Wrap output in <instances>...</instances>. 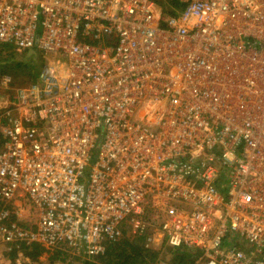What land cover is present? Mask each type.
<instances>
[{
    "label": "built area",
    "instance_id": "1",
    "mask_svg": "<svg viewBox=\"0 0 264 264\" xmlns=\"http://www.w3.org/2000/svg\"><path fill=\"white\" fill-rule=\"evenodd\" d=\"M0 44L40 54L1 81L7 250L264 264V0H0Z\"/></svg>",
    "mask_w": 264,
    "mask_h": 264
},
{
    "label": "trees",
    "instance_id": "2",
    "mask_svg": "<svg viewBox=\"0 0 264 264\" xmlns=\"http://www.w3.org/2000/svg\"><path fill=\"white\" fill-rule=\"evenodd\" d=\"M5 52H8L6 56H13V54H17L14 49L10 45L0 44V56H3ZM25 56H31L29 60L26 59L17 60L13 63L6 60L8 57L0 58V78L4 74H9L13 72V74L26 77L27 80L36 79L40 67V63L36 60H33L32 56H40L37 51H30ZM10 58V57H9ZM16 59V58H15ZM35 61L32 62L31 61ZM39 60V58L37 59ZM40 62V60H39ZM25 82V81H23ZM20 82V83H23ZM4 205L0 203V209L3 208ZM13 218V216H12ZM127 229H124V233L121 239L118 241L109 244L104 255L92 259H85L83 261L84 264H155L158 261L160 251L148 249L145 247L144 238L137 235H126L128 234ZM27 257L31 260H37L43 253L47 252L48 248L43 247L39 244H33L30 247H22L20 249ZM165 250L170 253V261L169 264H193L197 256L200 252L191 251L186 248L173 249L170 247H166ZM8 257L10 259H15V256L18 253L17 249L10 250ZM57 256H52V259H65L67 252L61 249L55 250ZM62 255L63 257H61Z\"/></svg>",
    "mask_w": 264,
    "mask_h": 264
},
{
    "label": "rangeland",
    "instance_id": "3",
    "mask_svg": "<svg viewBox=\"0 0 264 264\" xmlns=\"http://www.w3.org/2000/svg\"><path fill=\"white\" fill-rule=\"evenodd\" d=\"M8 52H5L3 54V56H0V58L3 57H8L6 60H8L9 62L13 63L14 61L12 60H17L18 62H20V60H24L26 59L27 61L29 60V58H31V56H24V55H20V54H13L14 57L12 56H6ZM10 57V58H9ZM33 60H36L38 63L39 60H37V56H32ZM40 57V56H38ZM16 58V59H15ZM31 61L32 64L35 61ZM5 77H9L11 80V85L12 87L18 86L19 84H21L20 82H28L27 78L22 77V76H18L13 74V72H10L9 74H4L1 78H0V99H2L3 97H6V95L10 92V89H5L1 86V81L5 78ZM24 83V82H23ZM11 87V89H12ZM127 233L126 235H132L130 228H127ZM1 239H0V244H1ZM2 246H4L3 244H1ZM6 249V253L7 255L9 254V252H11L10 250ZM56 249H50L47 252L43 253L37 260L33 261L31 260L29 257H27L23 252L21 253H17V255L15 256V262H18L19 264H84L83 261L87 258L82 257V256H78L72 253L67 252L66 256H64L65 259L63 260H59V259H52V256H57ZM65 251V250H64ZM61 257H63L62 255H60ZM170 253L167 252L165 250V248H162L160 251V255L158 258L157 263L155 264H159V261H163L164 264H169L170 261ZM13 260V259H12Z\"/></svg>",
    "mask_w": 264,
    "mask_h": 264
},
{
    "label": "crops",
    "instance_id": "4",
    "mask_svg": "<svg viewBox=\"0 0 264 264\" xmlns=\"http://www.w3.org/2000/svg\"><path fill=\"white\" fill-rule=\"evenodd\" d=\"M2 244V243H1ZM0 244V264H19L18 262L13 261L10 259L6 253L5 245L2 246Z\"/></svg>",
    "mask_w": 264,
    "mask_h": 264
}]
</instances>
